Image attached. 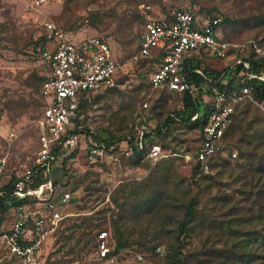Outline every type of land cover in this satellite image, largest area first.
<instances>
[{"label":"rangeland","instance_id":"rangeland-1","mask_svg":"<svg viewBox=\"0 0 264 264\" xmlns=\"http://www.w3.org/2000/svg\"><path fill=\"white\" fill-rule=\"evenodd\" d=\"M172 9L217 15L220 36L249 43L245 53L253 43L264 51V0H0L1 185L32 166L35 119L45 103L40 87L49 72L42 51L52 46L40 38L42 23L53 21L72 39L102 37L119 63L112 86L84 96L78 142L50 166L55 192L68 191L71 198L61 208V223L43 241L47 264H165L164 249L174 246L176 223L191 198L196 215L181 235V264H264V175L254 171L258 159L245 155L253 144L261 147L258 157L264 149L262 102L236 105L225 139L237 156L217 154L208 172L192 175V161L180 157L193 155L198 145L199 131L190 124H170L158 135L165 152L175 156L152 162L85 154L86 128L99 137L133 136L141 125L151 129L181 107L178 92L149 85L157 59L136 54L144 17ZM200 61L215 70L231 63L204 54ZM10 218L8 209L0 213L2 231ZM98 230L109 235L105 256L95 247ZM0 264L21 263L0 243Z\"/></svg>","mask_w":264,"mask_h":264},{"label":"built area","instance_id":"built-area-1","mask_svg":"<svg viewBox=\"0 0 264 264\" xmlns=\"http://www.w3.org/2000/svg\"><path fill=\"white\" fill-rule=\"evenodd\" d=\"M42 25L43 35L52 46L42 51L49 72L40 87L45 103L35 119L34 166H28L16 175L10 190L17 201L9 208L12 222L0 232V243L5 252L21 264H47L42 254L43 241L66 215L61 208L71 198L68 191L55 192L50 175V166L56 159L54 149L65 150L76 145L78 131L82 128L81 123L74 122L76 116L81 119L80 114L76 115L80 94L102 91L112 86L119 66L111 46L102 37L91 35L72 39L51 20L44 21ZM219 33L216 17L197 15L189 10L172 9L167 15H146L138 34L136 54L151 58L159 55L148 74L149 85L178 93L188 89L185 74L181 71L183 62L185 59H200L202 54L216 59L230 58L229 65L241 63L247 68L248 62L244 57L249 43L228 41ZM251 46L254 53L264 59V51L254 43ZM192 71L202 75L201 68ZM245 74L247 78L264 80L263 75ZM190 93L196 91L190 90ZM249 95L248 85L229 91L211 86L208 92L202 93L206 117L198 146L193 155L180 157L191 160L192 168L196 166L199 172L209 171V160L216 154L235 158L237 151L229 148L225 131L231 121L234 105ZM197 116L195 112L190 119L194 120ZM128 140L129 137H126L119 142V145L124 143L120 150L125 156H133V149L152 162L175 156L174 153L165 152L147 125L138 127L132 146ZM86 153L99 159L113 155L107 152L102 141L90 139ZM174 162H178V159ZM4 163L5 157L0 155V173ZM95 247L100 256H105L110 250L106 230L97 231ZM137 258L141 257L137 255Z\"/></svg>","mask_w":264,"mask_h":264},{"label":"trees","instance_id":"trees-1","mask_svg":"<svg viewBox=\"0 0 264 264\" xmlns=\"http://www.w3.org/2000/svg\"><path fill=\"white\" fill-rule=\"evenodd\" d=\"M178 10H183V9H178ZM209 17L210 18L216 17L218 19V25L220 26L221 18H219V16L212 15ZM40 38L46 40V37L44 35H40ZM35 45H36V41L32 42V46L35 47ZM155 58L158 59L159 55L156 56ZM244 59L248 62L247 68L244 67L243 64L241 63H235L232 65L225 66L220 70L211 69L207 67L206 65L201 66L202 64H201L200 59H185V61L183 62L181 71L183 72V74H185L184 77L187 82L188 89H184L182 92L179 93L181 95L180 96L181 107L177 109H172L171 111H169L167 115L164 118H162L157 123V125H155V127L151 128L152 134L158 138L159 142L161 143V140L159 139L158 135L163 130L167 129L170 124H173V123L174 124L176 123L190 124L196 129H198L199 131L198 142H199L201 127L206 117L205 108L202 107L201 95L204 92H208V88L211 86L217 87L218 89L223 90V91L238 89L245 85H248L250 88V95L248 97H244L243 99H241L234 105V110L232 113L231 121L228 124L226 131H225V137L233 121L236 105H239L242 102L247 101V100L262 102L264 104V80H261L257 77L247 78L245 74L246 72H250L254 75L264 76V59L261 56H258L257 54H255L252 50L251 52L245 53ZM194 68H201L202 75L193 72L192 69ZM190 90L196 91V93L194 94L190 93ZM87 94H83V93L80 94L79 101L77 104L76 115H79L78 111L81 109V107L85 105L86 100L84 99V96H86ZM195 112L198 113V116L196 119L191 120L190 118ZM80 121L81 119H78L77 116L74 118L75 124L81 123ZM80 131L81 130H79L78 132ZM85 133L87 134V136L89 137L91 141H94V142L102 141L108 153L113 154V155L117 154V157L118 155H123L119 147V142L126 137H122V136L113 137L110 134H108L106 137H99L94 131L89 130L87 128L85 129ZM134 136L135 135L127 136L129 137L128 142L130 146H132V141L134 139ZM144 136H146V134ZM260 148H261L260 145H255V144L250 145L248 147V150L245 151V155L248 160H252L255 158L258 159V163L254 165V171L257 173H262V175H264L263 173L264 172V149L261 152L262 155H260L259 157L257 156V153H256V151ZM65 150L54 149L56 158L62 155L63 152H65ZM85 154L88 155L86 151H85ZM133 156L135 160L146 158L140 151L136 149H133ZM216 156L217 154L209 160L210 165L217 158ZM226 156L229 157L228 155ZM133 164H136V163H133ZM197 170L198 169L195 166L192 169V175H194ZM50 175H51V170H50ZM15 179L16 178L13 177L12 179H9L7 183L0 186V213L5 211L6 209L9 210L10 206L17 202L14 200L13 196L11 195V191H10L11 185ZM51 179H52L53 185L55 186L56 185L55 179H53L52 176H51ZM35 183H37V180L35 181ZM195 215H196L195 198H191L185 204L182 216L176 223L177 233L175 235L174 246L169 247L168 250L164 249V253L167 256V260L165 261V264H181L184 261L185 257L182 253L183 244L181 240V235L186 231L188 223L194 219ZM0 232H2L1 229H0ZM124 245H125L124 242L116 243L115 250H118Z\"/></svg>","mask_w":264,"mask_h":264},{"label":"crops","instance_id":"crops-1","mask_svg":"<svg viewBox=\"0 0 264 264\" xmlns=\"http://www.w3.org/2000/svg\"><path fill=\"white\" fill-rule=\"evenodd\" d=\"M0 186H1V184H0ZM9 211H10V216H11V218H10V219H11V220H10V223H11V222H12V214H11V210H9ZM10 223H9V224H10ZM8 226H9V225H8Z\"/></svg>","mask_w":264,"mask_h":264}]
</instances>
